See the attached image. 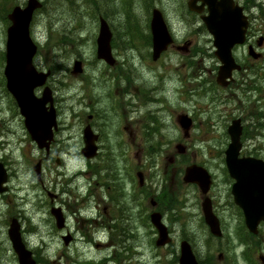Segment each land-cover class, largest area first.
<instances>
[{
  "label": "rangeland",
  "instance_id": "obj_1",
  "mask_svg": "<svg viewBox=\"0 0 264 264\" xmlns=\"http://www.w3.org/2000/svg\"><path fill=\"white\" fill-rule=\"evenodd\" d=\"M25 1L12 0V3H8L5 0L3 2L0 11V51L2 52L8 26L6 15L13 6L24 5ZM39 1L43 3V8L35 12L30 30L32 39L39 45L33 65L40 72L49 70L51 73L45 85L53 95L57 114V130L51 143L50 158L45 159V152L38 150L35 143L30 140L24 128L23 119L12 97L5 90L2 78L3 55H0V125L6 126L2 134L3 137L5 136L3 141L5 149L0 147V162L7 168V189L16 193L18 197L27 193L32 197L33 193H30L29 184L33 182L32 177L35 176L32 166L38 160L42 163L41 171L46 188L53 191L52 186L55 180L65 188L63 180L68 179V175L78 173L79 170L84 171L86 168L84 159L79 153L83 147L81 132L84 128L85 116L95 111L102 112L109 106L117 107L120 104L121 112L118 110L114 113L111 120L108 117L106 127L110 133L111 131L121 132L119 135L125 140L124 150L103 148L98 151L99 156L104 160V166L108 168V171L112 163L115 165L123 160L118 172L127 178L124 180L126 187L133 179L135 180L137 171L153 176L155 179L153 184L148 178L147 183H150L151 190H154L155 199L162 204V209L164 205L171 207L163 219L172 230L171 244L163 248L155 247L146 236L147 227L139 225L141 240L137 239L136 243L140 247L139 253L144 255L141 258L133 255L131 257L133 264H175L177 261L175 252L178 256V243L182 229L184 234L192 238L189 242L199 256L198 260L204 261L205 264H243L242 261L238 263L234 260L233 256L232 247L238 242L236 234L240 231L238 225L240 221L235 208L230 206V187L222 163V152L229 142L226 134L228 125L233 119L240 118L244 126L248 124L251 132H257L254 138L243 140L242 154L250 155L251 153L264 157V118L259 120L252 117L247 118V112L250 109L264 114V97L256 92L244 93L242 86L229 92L213 85L217 61L212 58V46L209 37L204 34L198 36L196 40L194 36L190 37V39L193 38L194 45L191 43L189 47L187 52L190 53L189 56L185 57L181 51L172 47L157 64L152 62L151 46L143 45L141 35L144 36L148 32L147 25L149 26L153 7L161 10L177 41L182 42L185 36L191 35L186 19L182 15L181 0ZM149 4L151 5L147 6ZM102 14H107L108 17L104 18ZM99 16L106 19L112 32L111 49L116 60L114 67H109L95 59ZM132 24H135L137 28L128 30ZM63 40L64 42L60 44ZM242 52L243 49H239L237 54L242 55ZM261 52L264 54V49ZM244 58L247 59V57ZM75 60L82 62V73L76 75L70 73ZM186 63L191 64L192 67ZM261 64H264V60ZM202 65L204 70H199ZM120 71L126 72L124 78L128 79V83L124 79L117 78V73ZM198 72L200 74H197ZM110 75H113L114 79H109ZM191 75H194L193 78L190 77ZM186 76H189L188 80H190L185 82L189 90L191 89L189 85H197L200 82L197 89L201 91V96L195 91L193 94H187V97L179 92L180 80ZM194 78L196 80L192 81ZM139 81L148 88L158 87L161 91L157 90L151 94L154 98L153 102H147L140 107H138L139 103H134L136 102L134 97L129 99L134 103L133 109L136 112L130 111L126 115L127 118L123 119L125 114L124 116L121 114L122 107L128 96L124 97L119 94L117 89L120 85L117 82L125 88L127 84L130 87L132 83ZM41 92L42 88L35 89L37 96H40ZM109 94H114V96L109 98ZM133 95L129 92V96ZM159 96L166 99L165 105L155 100ZM89 97L93 98L92 104L89 103ZM151 107H158V111H161L160 116L153 117H156L158 121L162 120V124H154L148 119L151 113L157 111L149 109ZM73 111L80 116V122L82 121L80 126L78 125L79 119L72 120ZM181 113L194 118L188 138L183 136L175 120L176 116ZM163 124L165 127L162 126ZM259 124H263L262 128ZM145 125H148L147 128ZM122 127H124L123 132ZM158 127L159 133L152 132L151 135L153 138L151 145L158 149V153L154 154L148 150L150 140L147 139L145 132L149 133L150 129L152 131L153 128ZM166 137L168 141H165ZM178 144L185 146L184 154H178L176 149ZM221 149H223L222 152ZM57 160L60 161L59 164ZM190 164L203 166L214 178L215 182L208 196L211 194L217 203L218 213L216 215L229 219L222 226L224 235L220 241L210 235L203 222L202 197L198 188L182 182L184 168ZM111 170L113 169H110L109 174ZM103 172L106 170H100V173ZM73 179H76V176H70L68 183L71 187L68 190L74 193L73 201L76 200L77 204L82 205L80 202L85 194L86 175L78 176L75 181L81 190L80 193L77 187L72 185ZM160 179H163V182H160ZM164 180H166L165 186L163 185ZM163 187L168 189L167 195H159ZM17 189L21 191H14ZM63 199H65L64 196ZM98 203V209H102L101 199ZM147 203L149 202L146 201V207H148ZM8 205L10 203L6 199H0V216ZM44 205H46L45 199ZM142 206H139V209ZM133 207L135 213H138V204ZM33 208L32 205L26 206V209L30 211ZM46 210V206L41 209V215L44 218L41 222L38 221L40 231L46 235L39 234L43 237H58L59 235L45 218ZM79 210L80 207H77L76 216ZM37 211L38 209H35L33 215ZM5 228V225L0 224V232H3ZM73 230L72 228L71 232ZM0 236L4 235L0 234ZM262 236L264 237V228H262ZM102 237L100 242L103 243L106 235ZM80 247V238L76 235L74 249ZM78 253L83 254V260L95 262L98 261L100 254L99 252L91 254L86 250ZM105 253L104 250L102 254ZM221 253L224 255L222 260L218 258ZM90 255H94L95 258ZM95 262L93 264H96ZM130 263L129 260L119 262V264Z\"/></svg>",
  "mask_w": 264,
  "mask_h": 264
},
{
  "label": "flooded vegetation",
  "instance_id": "obj_2",
  "mask_svg": "<svg viewBox=\"0 0 264 264\" xmlns=\"http://www.w3.org/2000/svg\"><path fill=\"white\" fill-rule=\"evenodd\" d=\"M1 2L3 3L5 2V0H0V3ZM7 2L12 3V0H7ZM187 2V0H183V2L181 3V11L183 17L192 20L193 23H191V27L193 28L194 33L185 36L182 42L177 41L175 38V44L172 47H182L181 45L185 43H189L190 46L192 44L194 45V40L193 38L190 39V37L194 36L196 40V38L203 35V33L206 34H204L206 37H209L212 46V38L206 32V29L203 28L204 24L202 22V17L206 16L209 13V8L206 1L199 0V2L197 3L201 10L200 13L189 12V10L187 9ZM235 3L240 5V7L242 8V11L246 16L248 26L246 29V38L244 44L241 46H234V48L232 49V52H234V54L237 56L236 62L240 64L241 69L240 71L233 73V81L225 89L226 91L236 89L238 87L237 81L243 76H247L250 80H252L254 74L253 70H256V83L260 89L255 92H257L258 95L261 94L262 96H264V64H261V61L264 60V54L260 52L264 49V20L262 19V17L264 16V0H235ZM187 19L186 22L188 24ZM249 47H253V49H255L257 52H260L261 58H259L258 60H252V57L248 56L247 54V49ZM195 49L197 48L195 47ZM239 49H243V52L241 53L242 55L237 54L236 51ZM169 51L170 49L168 47L167 50L160 54L158 61H160L163 56L167 55ZM189 55L190 53H187L186 57ZM244 57H247V59ZM241 58L244 59L241 60ZM158 61H155L153 63L157 64ZM115 65L116 62H114L112 67H114ZM217 66H219L218 62ZM199 70H204V66L202 65V68H200ZM122 75L123 74L121 73V71L118 72L117 78L119 80L124 79L128 83V79H125ZM109 79H114V76L110 75ZM186 81H188L187 76L181 78V87L179 92L187 97V94L189 95V93L192 91V87L188 84L191 88L189 90L185 83ZM117 84L120 85V87L117 89L119 91V94L124 97L128 96L124 101V106L122 107L121 114L123 116L125 114V117H123V119L127 118L126 115H128L130 111L133 110V113L136 112V110L133 109L134 103H139L138 107H140L147 102H153L154 98H152L151 94L155 93L157 90L159 92L161 91L158 87L148 88L141 81L132 83L130 87L127 84L125 88H123L120 82H117ZM129 92L134 95L129 96ZM113 96L114 94L108 95L109 98H112ZM133 97L136 99V102L134 103L129 101V99ZM89 98V103L92 104L93 98ZM155 100L159 103H163L164 105L166 103V99L164 97L159 96V98H156ZM119 107L120 104L117 107L109 106L108 109H105L102 112L95 111L90 115L85 116L84 127L88 128V131L90 132L89 137L96 140L94 141V144L98 151L103 148L110 150H124L125 140L120 137L119 134L121 132L111 131L112 133H110L108 132L106 127L107 118L109 117V119L111 120L114 113L118 112ZM149 109H154L157 111L151 113V117H149L148 119L154 124H162V120L159 119L158 121L156 117H153L160 116L161 111H158V107H151ZM79 118L80 116L77 115V112L73 111L72 120L76 121ZM191 118L192 121H194V118L192 116ZM81 124L82 121L80 122L79 119L78 125L80 126ZM147 126L148 125H145V128H147ZM162 126L165 127V124H163ZM5 127V125H0L1 148H4L3 141L5 136L3 137L2 134L5 131ZM158 129L159 127L153 128L152 131L150 129L148 131L149 133L145 132L147 139L150 140L148 149L158 150L151 145L153 139L151 136L152 132L159 133ZM121 131H124V127L121 128ZM165 141H168L167 137ZM81 142L82 145H84L85 141L83 138V130L81 132ZM51 145L45 159L50 158L49 152ZM121 161L123 160H120L119 163H115V165L112 163L110 169L113 170H111V173L109 174L110 169L108 171V168L104 166L105 162L99 156V152L93 159H84L87 170L85 172V194L82 202H80L82 205L77 204L76 200L73 201L74 193L68 190L71 187V185L68 183L70 176L75 177L77 175L73 173L72 175H68V179L63 180V182L65 183V188L60 184L59 181L55 180L53 182L52 187L54 189L52 191L45 186L43 172L41 171V160H38L36 162L40 166L41 173L39 176L34 173L35 176L32 177L33 182H30L29 184L31 187L30 193H33L32 197H30L28 193L23 195L22 197H18L16 193H13V191H11L9 188L7 189L6 182V193L0 194V199H6L10 203V205L6 207L5 211L2 212V216H0V224L6 226L5 230H3V232H0L1 235H4L0 236V264H93V262L95 261L83 260V254L78 253L85 250L91 254H95L97 252L100 253L98 255V261L95 262L96 264H101L102 261L103 264H119V262H124L125 260H129L131 261L130 264H133L131 259L133 255H136L139 258L144 255L139 253L140 247L136 243V240L140 239L139 225L147 227L146 236L151 242H153L152 244L155 245L157 230L150 223V214L152 212H159L161 214L162 221L166 226L168 235L171 237L172 242V230L170 226L163 220L166 212L171 207L170 205H164V209H162V204H160L158 200L155 199V193L154 190H151L150 183H147V178L150 180V182L152 180V184L155 179L151 175H145L141 173V182H138L135 178V180L133 179L129 186L126 187L124 185V180H126L127 178L123 174L118 172V168H120V166L122 165ZM59 163L60 161L57 160V164ZM2 165L5 167L3 163ZM5 169L7 168L5 167ZM102 169H105L106 172L100 173V170ZM76 179H73L72 181V185H74L75 187H77V185L75 184ZM163 179H160V182H163ZM214 182L215 181L213 178L211 190ZM163 185H166V180H164ZM77 190L79 193L81 192L78 187ZM14 191L20 192L21 189H17ZM167 193L168 189L166 187H163L159 192V195H167ZM63 196L65 197V199H63ZM210 198L213 213L216 215L218 213L217 203L211 194ZM44 199L46 200V205H44ZM100 199L103 203L102 209H98V202L100 201ZM146 201L149 202V204L147 203L149 208L145 206ZM136 204H138V209L139 206L143 205L139 209L138 213H135V209L133 207V205L135 206ZM27 205H32L34 206V208L30 211L26 209ZM44 206H46L47 208V216L45 218L46 220H48L53 230L59 235L58 237L41 236V234L46 235L40 231L38 223V221L41 222L44 218L41 215V209ZM226 206L227 205H225V207ZM230 206L234 208L232 202H230ZM77 207H80V210L79 214H77L76 216L75 214ZM35 209H38V211L33 215V211ZM235 210L238 220L241 222V224L238 225L242 228L243 217H240L236 208ZM216 216L220 222V225L222 226L226 221L229 220L224 216ZM136 221L140 224L136 223ZM12 222H15V224L19 227L20 243L24 247V257L26 258L22 261L19 259V253L16 252L13 247V242L15 239L10 238L8 235V230ZM263 226L264 225L262 223L259 225L258 234L257 236H253V238H248V234L244 233L243 236H245L246 239L243 242L241 241L242 243L240 245V256L243 264H260L259 257L263 255L262 253H264V237L262 236ZM72 228L74 229L73 232H71ZM76 235H78L80 238L81 247L79 249H74ZM102 235H106V237H104L105 242L103 243L100 242V239L103 238ZM183 236L184 235L181 233V236L179 237L180 240ZM167 246H169V244ZM104 250L106 251V253L102 254ZM194 255L198 260L199 256L195 252ZM90 256L95 258L94 255ZM155 256L156 254L154 255V257ZM223 256L224 255L221 253L219 255V259L222 260ZM198 262H200V264H205L204 261L198 260ZM175 264H178V261H176Z\"/></svg>",
  "mask_w": 264,
  "mask_h": 264
},
{
  "label": "water",
  "instance_id": "obj_3",
  "mask_svg": "<svg viewBox=\"0 0 264 264\" xmlns=\"http://www.w3.org/2000/svg\"><path fill=\"white\" fill-rule=\"evenodd\" d=\"M41 7L38 0H28L24 8L14 7L8 15L10 26L6 31L5 65L3 74L6 79V89L14 98L20 114L25 118V125L38 147L48 145L52 139V128L56 129L54 110L51 104V96L45 89L43 96L37 98L34 89L42 86L49 73L36 72L32 65V58L36 52V46L29 35V25L33 12ZM214 18V19H212ZM246 21L241 15V10L232 6L231 0L225 8L217 9L207 22L209 32L214 36V44L217 47V55L224 64L220 69L218 83L224 85L223 79L230 77L231 71L237 69L231 57V48L234 44L241 43L244 38ZM150 29L153 36L154 50L159 52L170 42L167 36L164 22L160 12L153 10ZM110 31L106 22L100 19L97 43V58L104 59L112 64L110 54ZM157 56V54H155ZM80 71V64L76 63L73 72ZM50 103L49 110L45 108ZM183 122V118L181 123ZM183 124V123H182ZM228 133L230 143L225 150V164L229 176L235 180L232 186L234 203L243 211L245 224L248 230L256 232V226L260 220L264 221V162L253 158H238L241 148V128L238 122L233 123ZM48 141V142H47ZM93 148L84 149L82 153L89 157ZM6 180V173L0 165V192ZM185 183H195L201 192L205 194L210 184L208 173L199 166L192 165L186 168ZM202 211L205 222L213 235L219 236L218 224L211 214L208 200L202 203ZM152 223L159 230L158 245L168 241L165 228L160 224V215H151ZM179 264H197L194 255L187 242L180 244Z\"/></svg>",
  "mask_w": 264,
  "mask_h": 264
},
{
  "label": "trees",
  "instance_id": "obj_4",
  "mask_svg": "<svg viewBox=\"0 0 264 264\" xmlns=\"http://www.w3.org/2000/svg\"><path fill=\"white\" fill-rule=\"evenodd\" d=\"M126 2V1H125ZM126 3H128V2H126ZM103 15V17L104 18H107L108 16H107V14H102ZM131 22V21H130ZM137 27H136V25L135 24H132V25H130L129 27H128V30H135ZM147 40V39H146ZM248 135H249V133H248Z\"/></svg>",
  "mask_w": 264,
  "mask_h": 264
}]
</instances>
